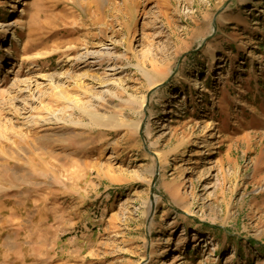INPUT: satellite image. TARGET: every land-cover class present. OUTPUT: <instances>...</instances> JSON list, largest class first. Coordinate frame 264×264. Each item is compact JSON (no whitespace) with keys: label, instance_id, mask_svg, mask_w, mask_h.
Segmentation results:
<instances>
[{"label":"rangeland","instance_id":"rangeland-1","mask_svg":"<svg viewBox=\"0 0 264 264\" xmlns=\"http://www.w3.org/2000/svg\"><path fill=\"white\" fill-rule=\"evenodd\" d=\"M0 264H264V0H0Z\"/></svg>","mask_w":264,"mask_h":264},{"label":"bare ground","instance_id":"bare-ground-1","mask_svg":"<svg viewBox=\"0 0 264 264\" xmlns=\"http://www.w3.org/2000/svg\"><path fill=\"white\" fill-rule=\"evenodd\" d=\"M82 110V109H81ZM83 111V110H82ZM114 120V118L112 117V120H110V122H112ZM90 122L92 123V124H97V125H104L105 124V118L102 116V115H100V114H96V113H93V112H91V115H90ZM109 124V123H108ZM160 153H157V158H159L160 159ZM188 183H190V181L187 179L186 181H185V185L186 184H188Z\"/></svg>","mask_w":264,"mask_h":264}]
</instances>
